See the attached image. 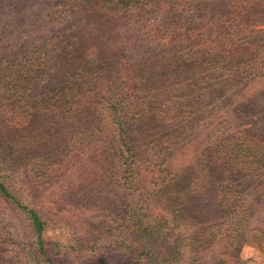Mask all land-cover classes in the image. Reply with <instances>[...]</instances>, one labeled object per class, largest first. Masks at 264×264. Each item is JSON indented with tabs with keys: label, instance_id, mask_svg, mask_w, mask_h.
Listing matches in <instances>:
<instances>
[{
	"label": "trees",
	"instance_id": "trees-1",
	"mask_svg": "<svg viewBox=\"0 0 264 264\" xmlns=\"http://www.w3.org/2000/svg\"><path fill=\"white\" fill-rule=\"evenodd\" d=\"M53 1L43 18L36 0H0V33H13L0 37V197L36 240L6 258L2 228L0 264H68L44 240L47 220L7 181L22 167L57 195H85L75 209L104 175L123 190L115 255L79 264H247L241 246L264 226L263 195L246 189L251 174L264 176V60L234 50L264 43V0ZM121 30L161 49L131 54L129 40L114 45ZM26 32L15 63L9 50ZM154 66L180 70L171 96L160 98L162 80L150 84ZM204 76L222 83L195 96ZM230 83L240 97L223 91ZM100 159L106 172L95 170Z\"/></svg>",
	"mask_w": 264,
	"mask_h": 264
},
{
	"label": "rangeland",
	"instance_id": "rangeland-1",
	"mask_svg": "<svg viewBox=\"0 0 264 264\" xmlns=\"http://www.w3.org/2000/svg\"><path fill=\"white\" fill-rule=\"evenodd\" d=\"M34 2L35 0H31V3H33L32 6H34ZM50 2L51 0H36V7L39 10L41 8L43 18L45 17V13H47L46 6H48ZM28 34L32 35V33H24L18 44L12 50H9L10 56L12 59L14 58L13 61L15 63H20L22 61V56L18 57L17 53L13 52V50H17V48L20 49V47L23 46L24 40ZM1 36L5 39H9L13 36V33H0V37ZM128 40L130 45L128 50L131 54L138 55L143 50H147L148 47H150V50L161 49L159 46L160 41L149 38V36H145L143 39L138 38L136 35L129 36L124 30L119 31L118 34H116L114 45L125 47ZM163 42L164 41H162V43ZM234 51L239 57H248L251 54H254L264 60V43L261 44L259 48L253 47L250 50ZM162 55L164 54L162 53ZM153 63V65H155L156 62ZM205 67L208 66L205 65ZM178 71L180 70L173 69L170 71V68L168 70L167 66H164L163 69L154 66L152 70L147 72L151 77L152 75L157 74V78L154 76V78L150 80L151 85H155V81H159V79L162 80L163 87L160 88L162 89L159 93L160 98L166 97L167 94H169V96L172 95V88L177 86L174 85L175 80H172V72ZM184 73H187V71L185 70ZM47 79L48 76L44 78L41 84L44 85L47 82ZM176 80L180 81V78ZM203 80L204 82L194 89L195 96L200 94L199 88L203 90L206 88L207 82H211L208 77L203 78ZM218 82L222 83V81L215 80L211 82V84H216ZM222 85L223 91H226L232 96V98L235 99L241 96V94L238 93L239 90L235 89L232 83ZM241 88H244V85ZM246 90V92H248V86L246 87ZM263 95L264 93L262 94V97ZM161 103L163 104L164 102ZM245 105L246 108H248L251 105V102L248 101ZM6 122L7 121L0 116V134H7L8 124ZM8 140L7 137L3 141L7 144ZM8 153L7 157L11 158V152L8 151ZM107 162L104 159L96 161L97 165L100 164V167H96L95 170L102 173L103 170L106 172V170H109V167H106ZM262 172H264V168L259 169V172L256 173L262 174ZM24 173L25 169L23 167L18 170H16V168L7 169V181L11 186V189L16 192L17 196H20L25 202L36 208L43 219L47 220V228L44 231V240L50 243V246L55 249L62 261L68 264H79L90 262L103 254H108V256L115 255L116 248L118 247L117 243L119 234L123 228L121 227V215L123 214L122 197L124 192L118 188H111V186L107 184V175H104L99 180H92V184L89 187L92 188L89 204L86 207L84 203V208L75 209L73 204L76 201H81L85 195L80 194L71 199L67 195H57L54 190L50 191L49 187L44 185L42 180H32L31 178L26 177ZM251 175L252 176L248 179L249 187L251 185V188L249 189L246 186L247 192L252 195L251 198L253 200L258 199L263 195L262 200H260V205H255V207L264 213V191L256 188L258 184H264V176L259 177L254 174ZM244 183L245 181L240 185L238 184V189L241 192H245ZM154 207L158 212L159 204H156ZM262 219L264 220V214L262 215ZM2 228L7 229L12 240L7 245L9 252L6 255V258L17 252L19 244H23L24 248L28 250L36 247V240L27 230L24 219L15 213L11 203L0 197V230ZM252 229H260L263 233L260 235L259 231L260 239H252L241 246L240 251L243 260L247 261V264H264V226L253 225ZM24 256L26 258L25 254H21V258Z\"/></svg>",
	"mask_w": 264,
	"mask_h": 264
}]
</instances>
